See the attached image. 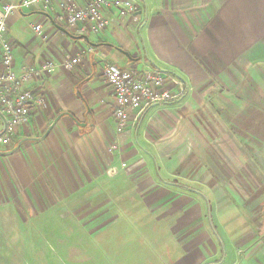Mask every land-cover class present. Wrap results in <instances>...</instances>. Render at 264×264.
Here are the masks:
<instances>
[{
  "label": "crops",
  "instance_id": "obj_1",
  "mask_svg": "<svg viewBox=\"0 0 264 264\" xmlns=\"http://www.w3.org/2000/svg\"><path fill=\"white\" fill-rule=\"evenodd\" d=\"M19 1L0 0V5ZM128 1L136 11L120 17L106 10L109 26L99 35L62 32L39 9L9 18L18 74L50 62L82 59L72 70L60 67L52 76L29 84L45 96V104L35 110L28 126L19 129L11 145L0 146V236H10L0 239L7 245L5 250L22 243L13 236L25 235L27 219L62 218L59 210L75 198L87 196L89 201L90 188L104 181L106 172L110 175L115 169L116 176L122 164L106 169L108 150L111 162L127 149L130 155L149 154L155 135L164 144L173 136L172 144L178 145L186 129L193 134L196 154L229 155L225 159L236 166L241 155L251 157L237 167L242 175L235 179L241 183L231 182L249 199L257 185L262 197L257 203L264 211V0ZM101 59L122 68H158L173 74L186 86V96L153 106L136 122L132 117L125 134H119ZM3 130L0 117V134ZM209 163L210 170L217 172L213 161ZM213 177L207 182L216 187L218 180ZM200 195L208 204V223L223 258L228 255L225 237L219 236L210 219L211 206ZM225 200H230L229 195ZM260 217L263 226L251 239H258L257 248L235 260L223 259L222 264H264L263 212ZM90 232L87 227L82 234ZM244 235L238 238L242 242L231 246L229 242L227 250L243 252ZM99 247L107 250L100 243ZM111 247L121 250L120 243ZM122 263L118 259L112 264Z\"/></svg>",
  "mask_w": 264,
  "mask_h": 264
},
{
  "label": "rangeland",
  "instance_id": "obj_2",
  "mask_svg": "<svg viewBox=\"0 0 264 264\" xmlns=\"http://www.w3.org/2000/svg\"><path fill=\"white\" fill-rule=\"evenodd\" d=\"M186 131L178 145L172 144L173 136L164 144L155 135L156 144L149 147V154L130 155L127 149L111 162L108 150L106 169L110 164H122L118 174L106 172L104 181L90 188L89 201L87 196L75 198L59 210L62 218L27 219L25 235L13 236L16 241L22 239V245L5 250L7 245L0 243V264H112L118 259L122 264L130 260V264H222L226 258L247 256L258 246V239H251L263 226L260 214L264 211L257 203L262 197L257 185L251 188L254 198L249 199L241 187L232 184L240 182L235 179L242 175L237 167L251 157L241 155L236 166L225 159L229 155L196 154L193 134ZM210 160L217 172L210 170ZM211 177L217 178L218 186H209ZM235 191L240 197H234ZM200 193L211 206L210 219L219 236L225 237L228 255L223 258L208 223V204ZM87 227L90 234H82ZM243 232L245 247L240 249L244 251L227 250L229 242L230 246L242 242L238 238ZM4 238L10 236H0ZM114 242L121 244V250H110ZM99 243L107 250L103 252Z\"/></svg>",
  "mask_w": 264,
  "mask_h": 264
},
{
  "label": "built area",
  "instance_id": "obj_3",
  "mask_svg": "<svg viewBox=\"0 0 264 264\" xmlns=\"http://www.w3.org/2000/svg\"><path fill=\"white\" fill-rule=\"evenodd\" d=\"M33 9L47 13L54 24L69 33L89 36L107 30L109 18L106 10L125 17L133 14L137 7L128 0H89L86 4L77 0H59L57 3L54 0H20L0 5V111L6 119V128L0 134L1 147L11 145L19 129L28 126L35 110L45 104V96L29 84L52 76L60 67L72 70L82 59L78 56L58 65L50 62L21 74L15 71L8 21L15 13ZM40 29V26L35 27L36 31ZM90 52L94 53L92 49ZM101 61L102 76L110 89L113 118L119 134L126 132L132 117L136 122L153 106L179 102L186 96V86L173 74L158 68H122ZM109 173L114 176L116 170Z\"/></svg>",
  "mask_w": 264,
  "mask_h": 264
},
{
  "label": "water",
  "instance_id": "obj_4",
  "mask_svg": "<svg viewBox=\"0 0 264 264\" xmlns=\"http://www.w3.org/2000/svg\"><path fill=\"white\" fill-rule=\"evenodd\" d=\"M50 17V16H49ZM51 18V17H50ZM51 20H52V18H51ZM58 27V29L60 30V31H62V32H65V33H68L65 29H63V28H61V27H59V26H57ZM0 117L3 119V122H4V130H5V128H6V119H5V117L3 116V114L1 113V111H0ZM4 130H3V132H4ZM2 132V133H3ZM1 133V134H2ZM22 142H19L18 143V146L21 144Z\"/></svg>",
  "mask_w": 264,
  "mask_h": 264
}]
</instances>
